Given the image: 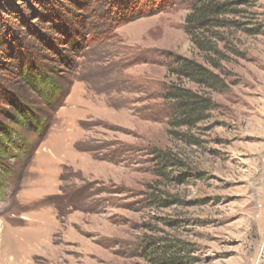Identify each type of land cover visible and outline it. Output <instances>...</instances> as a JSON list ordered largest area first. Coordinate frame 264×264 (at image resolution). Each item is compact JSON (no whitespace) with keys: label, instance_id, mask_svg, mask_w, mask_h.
Masks as SVG:
<instances>
[{"label":"rangeland","instance_id":"374dc122","mask_svg":"<svg viewBox=\"0 0 264 264\" xmlns=\"http://www.w3.org/2000/svg\"><path fill=\"white\" fill-rule=\"evenodd\" d=\"M126 3L0 0V126L24 139L0 133V264H164L145 253L163 241L181 264H264V0L202 52L190 1ZM174 57L219 90L170 75ZM172 82L209 94L210 119L171 126Z\"/></svg>","mask_w":264,"mask_h":264},{"label":"trees","instance_id":"16d2710c","mask_svg":"<svg viewBox=\"0 0 264 264\" xmlns=\"http://www.w3.org/2000/svg\"><path fill=\"white\" fill-rule=\"evenodd\" d=\"M187 1L192 3V8L184 20L185 32L189 36L193 45L201 52L202 50H212L214 48V39L216 36L215 31L228 27L230 20L225 19L224 17L228 15H237L239 13V11H237V6L243 4V2H250V0ZM131 6V0H128L126 8ZM133 6V14H135L137 9L135 7L136 4ZM34 12L36 13V11ZM131 20L135 19L131 18L130 21ZM171 61L172 63L169 62L168 66V73L170 75H173L180 80H186L193 83L200 88L205 87L216 91L221 87L219 76L202 63L185 57H174ZM36 69L37 68H35V70ZM21 74L23 79L26 80L29 85L43 82V85H46L48 88V94L49 91L50 93L58 91L57 86L53 82L49 81L45 75H36L31 78L32 74L29 72L24 73L23 71ZM40 74H42V72ZM164 92L166 99L174 103L175 108L172 112L173 114L171 115L170 122L171 126L174 128L192 130L209 120L211 113L216 109V104L209 94L202 93L192 88H187L177 84L176 82L166 85L164 87ZM42 94L46 98H50L46 91L42 92ZM11 102H13V99H11ZM0 133L5 134L3 135V138L7 140L10 145L16 146L15 143L17 144V142L21 143L24 141L23 138H15L17 136L9 133V130L3 129L1 126ZM3 138L0 139V154L4 152L3 150L7 152V148H9L4 146ZM158 158H160L166 166L173 163V160L166 154H159ZM184 251V248H180L178 245L170 241H163L159 245L149 244L145 253L157 260H161L164 264H181V259H183L181 253Z\"/></svg>","mask_w":264,"mask_h":264}]
</instances>
